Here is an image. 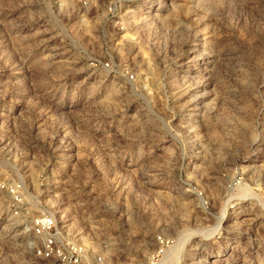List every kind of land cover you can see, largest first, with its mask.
I'll list each match as a JSON object with an SVG mask.
<instances>
[{
    "label": "rangeland",
    "instance_id": "obj_1",
    "mask_svg": "<svg viewBox=\"0 0 264 264\" xmlns=\"http://www.w3.org/2000/svg\"><path fill=\"white\" fill-rule=\"evenodd\" d=\"M4 179L0 264L41 207L85 264H264V0H0Z\"/></svg>",
    "mask_w": 264,
    "mask_h": 264
},
{
    "label": "built area",
    "instance_id": "obj_2",
    "mask_svg": "<svg viewBox=\"0 0 264 264\" xmlns=\"http://www.w3.org/2000/svg\"><path fill=\"white\" fill-rule=\"evenodd\" d=\"M90 65L99 66L105 71L111 68L109 62L95 59L90 60ZM126 80L133 81L134 75L127 74ZM0 193L9 199L8 206L14 217L23 215V211H29L30 192L22 182L4 179L0 181ZM20 226L21 233L27 236L28 247L36 258L53 264H85L84 246L60 236L58 223L48 209L41 207L37 213L23 220ZM153 244L151 253L134 264H163V260L174 246L172 239L162 235L156 236ZM93 264H105L104 258L93 256Z\"/></svg>",
    "mask_w": 264,
    "mask_h": 264
}]
</instances>
